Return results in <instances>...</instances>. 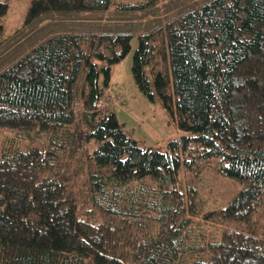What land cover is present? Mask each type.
<instances>
[{
	"label": "trees",
	"instance_id": "trees-1",
	"mask_svg": "<svg viewBox=\"0 0 264 264\" xmlns=\"http://www.w3.org/2000/svg\"><path fill=\"white\" fill-rule=\"evenodd\" d=\"M133 40L164 148L95 106ZM3 129L0 264H264V0H30L0 22ZM212 167L244 185L221 208Z\"/></svg>",
	"mask_w": 264,
	"mask_h": 264
},
{
	"label": "rangeland",
	"instance_id": "rangeland-1",
	"mask_svg": "<svg viewBox=\"0 0 264 264\" xmlns=\"http://www.w3.org/2000/svg\"><path fill=\"white\" fill-rule=\"evenodd\" d=\"M29 2L30 0H6L7 11L0 20L4 35H9L20 27ZM135 47L136 43L133 40L130 52L121 62L112 67L109 86L104 90V96L101 97L98 108L113 110L125 131L141 145L164 148L168 141L178 139L183 132L160 100L157 97L150 99L136 85L131 70ZM76 109L81 111V106H76ZM17 134V130H0V137L4 138ZM35 137L41 141V144L45 141L44 137L40 139L39 136ZM25 140L26 138L18 140L20 146L25 143ZM39 141L32 138L31 143H40ZM80 155L82 152L78 153L77 157ZM184 177L182 174L181 179ZM202 178L205 186L203 188L204 200L208 201L211 208L224 207L232 199L234 191L244 187L243 184L217 175L213 167L205 170Z\"/></svg>",
	"mask_w": 264,
	"mask_h": 264
},
{
	"label": "bare ground",
	"instance_id": "bare-ground-1",
	"mask_svg": "<svg viewBox=\"0 0 264 264\" xmlns=\"http://www.w3.org/2000/svg\"><path fill=\"white\" fill-rule=\"evenodd\" d=\"M99 104V103H98ZM98 104L97 105H95V106H98Z\"/></svg>",
	"mask_w": 264,
	"mask_h": 264
}]
</instances>
